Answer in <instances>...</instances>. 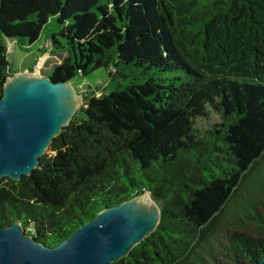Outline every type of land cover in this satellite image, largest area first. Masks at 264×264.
Wrapping results in <instances>:
<instances>
[{"label":"trees","instance_id":"trees-1","mask_svg":"<svg viewBox=\"0 0 264 264\" xmlns=\"http://www.w3.org/2000/svg\"><path fill=\"white\" fill-rule=\"evenodd\" d=\"M70 81L100 67L113 88L82 104L27 177L0 179V225L55 247L102 209L148 192L156 228L112 264H253L264 235V0H0V96L7 41ZM212 112L206 130L196 119ZM77 113V114H78ZM220 246L222 248H220ZM220 251V252H219ZM226 258L229 259L226 261Z\"/></svg>","mask_w":264,"mask_h":264},{"label":"water","instance_id":"water-1","mask_svg":"<svg viewBox=\"0 0 264 264\" xmlns=\"http://www.w3.org/2000/svg\"><path fill=\"white\" fill-rule=\"evenodd\" d=\"M82 99L69 81L29 70L9 74L0 96V179L29 176ZM159 219L156 202L144 192L102 209L53 248L26 234L18 221L0 225V264H112L148 236ZM253 264H264V257Z\"/></svg>","mask_w":264,"mask_h":264},{"label":"rangeland","instance_id":"rangeland-1","mask_svg":"<svg viewBox=\"0 0 264 264\" xmlns=\"http://www.w3.org/2000/svg\"><path fill=\"white\" fill-rule=\"evenodd\" d=\"M53 24L50 23L47 26H44L40 35V38L36 40V42L31 46V50H21L19 49L14 42H11L10 40L7 41V60L12 67V70L15 73H21L24 71H27L28 67L31 66V64L38 58V55H40L41 50L37 49L39 43H42L46 37L51 33L53 30ZM58 53H49L47 58L43 56L40 57L37 61V64L35 65L37 69L33 72L34 74L44 75L47 70H49L54 64L58 62ZM49 56V57H48ZM70 86L72 89H74L75 92L82 94L83 90H86L87 94L91 95L94 94L98 96L100 93L107 94L112 88L113 83L109 80L106 70H104L102 67L91 71L88 74H77L69 81ZM84 95L82 94V97ZM83 100V99H82ZM81 100V101H82ZM81 105V104H80ZM79 110V109H78ZM78 111L76 112V117L81 118L83 117V114ZM75 115V114H74ZM197 127L201 128V130H206L207 128H210V126L214 123L219 122V115L216 114V112H212L210 114V117L207 119L198 118L195 120ZM45 153L50 154L49 151L46 150ZM241 221L238 223V225L234 224L231 226L226 225V227L222 230V236L220 238L222 239V243L226 244V238H228L230 235L233 234L235 231H242L246 232L248 234H251L252 236H263L264 232L257 228V226L254 223H248L246 222L245 218L240 216ZM220 248H222L220 246ZM220 252V251H219ZM229 259L226 258V261ZM227 264H232L228 263Z\"/></svg>","mask_w":264,"mask_h":264},{"label":"built area","instance_id":"built-area-1","mask_svg":"<svg viewBox=\"0 0 264 264\" xmlns=\"http://www.w3.org/2000/svg\"><path fill=\"white\" fill-rule=\"evenodd\" d=\"M35 69H37V67H36V66H34V68L32 69V72H34V71H35Z\"/></svg>","mask_w":264,"mask_h":264},{"label":"crops","instance_id":"crops-1","mask_svg":"<svg viewBox=\"0 0 264 264\" xmlns=\"http://www.w3.org/2000/svg\"><path fill=\"white\" fill-rule=\"evenodd\" d=\"M47 55H48V54H47ZM43 56L47 58V56H46V55H42L41 57L43 58ZM48 57H49V56H48ZM42 75H43V74H42Z\"/></svg>","mask_w":264,"mask_h":264}]
</instances>
